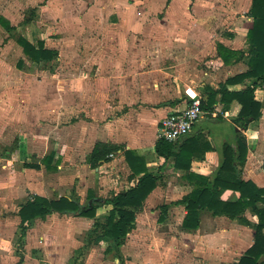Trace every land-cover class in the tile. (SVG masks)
<instances>
[{
  "label": "crops",
  "instance_id": "0c3cea01",
  "mask_svg": "<svg viewBox=\"0 0 264 264\" xmlns=\"http://www.w3.org/2000/svg\"><path fill=\"white\" fill-rule=\"evenodd\" d=\"M9 2L0 5V264H264V82L227 83L248 71V57L224 63L217 48L248 50L251 0H235L247 10L228 34L229 0ZM20 40L53 58L33 61ZM253 83L260 117L244 128L241 105L221 91ZM186 94L208 109L159 159L160 121ZM98 143L116 151L93 166ZM125 152L142 159L155 188L140 207L121 208L135 220L115 248L103 235L109 202L144 175H133ZM203 189L198 227L186 228L184 201ZM36 198L97 208L91 219L52 213L22 223Z\"/></svg>",
  "mask_w": 264,
  "mask_h": 264
},
{
  "label": "trees",
  "instance_id": "16d2710c",
  "mask_svg": "<svg viewBox=\"0 0 264 264\" xmlns=\"http://www.w3.org/2000/svg\"><path fill=\"white\" fill-rule=\"evenodd\" d=\"M248 16L252 19V28L247 32L246 36L248 50L243 53L228 50L221 45H218L217 47L219 55L224 63H228L231 58L241 54V56L246 55L248 57V71L237 75L232 79H228L226 81L227 83L245 78H256L264 82V0H251ZM3 26L7 30L11 29L8 23H3ZM19 43L23 47L24 53L37 63L41 60L49 61L53 58L54 53L49 50H44L40 45L37 49H35L24 40H20ZM257 87L258 85L253 83L249 88L241 92L227 93L225 90L221 91L222 101L228 100V102H231L233 100H237L241 105L238 120L242 122V126L244 128L247 127V124L250 121L257 120L260 117V104L254 100V91ZM213 95H215V93ZM200 107L201 110L208 109L202 103ZM238 143V150L240 152L238 159L239 161H244L246 157L245 139L239 136ZM173 149V143H168L162 139L158 140L155 144V152L159 159H167L173 153ZM115 151V147L98 143L94 146L91 152V163L95 166V164L99 161H106V157ZM184 151H186V147L181 149L180 155L183 156ZM225 154V159L229 160L230 151H227ZM125 160L133 175L141 172L144 173V175L135 183L133 187H130L122 194L116 195L109 202L114 207V210H112L107 217V223L103 227V235L110 237L114 241L115 248H118L121 245L122 239L132 228L135 220L132 212L122 210L121 208L140 207L147 195L155 188V178L143 170V167H141V162H143L141 158L135 157L131 152H125ZM222 169L223 166L220 170ZM262 171L264 173V161L262 164ZM235 184L238 187L243 186L245 190L251 187V184L242 182L238 179H236ZM203 191L204 189L200 192H193L184 201L187 209V216L184 222V226H186V228L196 229L198 227V211L203 209L205 204V200H203L202 197L205 196L206 192ZM262 193V191L257 190V199L260 201ZM96 208L97 206L93 204L79 207L78 204L67 198H60L57 201H48L42 198H36L32 203L25 205L20 210L19 216L22 223L36 218H44L52 213H69L75 214L79 217L91 219L94 217ZM166 209V207H163L164 212H166ZM115 211L117 212L116 216Z\"/></svg>",
  "mask_w": 264,
  "mask_h": 264
},
{
  "label": "built area",
  "instance_id": "2783aa9c",
  "mask_svg": "<svg viewBox=\"0 0 264 264\" xmlns=\"http://www.w3.org/2000/svg\"><path fill=\"white\" fill-rule=\"evenodd\" d=\"M201 101L197 95L186 94L182 109L175 110L160 121L159 139L176 143L188 136L201 115Z\"/></svg>",
  "mask_w": 264,
  "mask_h": 264
},
{
  "label": "rangeland",
  "instance_id": "374dc122",
  "mask_svg": "<svg viewBox=\"0 0 264 264\" xmlns=\"http://www.w3.org/2000/svg\"><path fill=\"white\" fill-rule=\"evenodd\" d=\"M235 2V0H233V1H230L229 0V2H228V7H229V10L227 11V12H225V11H221V12H223L224 14H225V17H228V19H227V21H228V23H226L224 26L222 25V30H223V32L225 33V34H228L227 32H228V29H230L231 28V26H233V25H231L230 26V24H231V21L232 20H235L236 18H242V16H243V12L245 11V10H247V7H242L241 9L239 8V10H236L234 7H233V3ZM4 3H6V4H8V3H10L9 2V0H0V5L2 6ZM226 3V2H225ZM227 4V3H226ZM11 5V4H10ZM6 6V5H5ZM227 6V5H226ZM235 9L236 11L234 12V11H231L232 9ZM0 13H1V10H0ZM241 27V30H242V32H244V30H245V27H242V26H240ZM219 31V29H217V32ZM185 98H186V96H185Z\"/></svg>",
  "mask_w": 264,
  "mask_h": 264
}]
</instances>
